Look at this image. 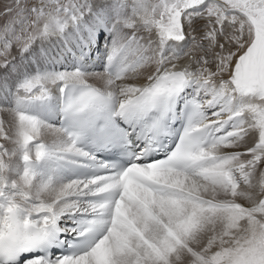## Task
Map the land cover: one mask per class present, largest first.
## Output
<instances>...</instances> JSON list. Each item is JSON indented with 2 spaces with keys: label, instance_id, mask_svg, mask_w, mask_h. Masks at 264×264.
Masks as SVG:
<instances>
[{
  "label": "snow or ice",
  "instance_id": "obj_1",
  "mask_svg": "<svg viewBox=\"0 0 264 264\" xmlns=\"http://www.w3.org/2000/svg\"><path fill=\"white\" fill-rule=\"evenodd\" d=\"M0 58V264H264V0H6Z\"/></svg>",
  "mask_w": 264,
  "mask_h": 264
},
{
  "label": "bare ground",
  "instance_id": "obj_2",
  "mask_svg": "<svg viewBox=\"0 0 264 264\" xmlns=\"http://www.w3.org/2000/svg\"><path fill=\"white\" fill-rule=\"evenodd\" d=\"M57 46H58V42L56 41L55 38H53L51 44L45 45V47L51 51H55ZM37 49H39V45H37ZM13 55L15 54L13 53ZM39 55L43 57L44 53L41 51L39 52ZM17 60L19 61L18 57ZM29 63L33 68L36 66L34 56L29 57V59L24 62L25 65ZM21 70H23V68ZM15 78H16V73L14 71L9 70L8 72H5L3 69H0V87H7V85L12 84L14 82Z\"/></svg>",
  "mask_w": 264,
  "mask_h": 264
},
{
  "label": "rangeland",
  "instance_id": "obj_3",
  "mask_svg": "<svg viewBox=\"0 0 264 264\" xmlns=\"http://www.w3.org/2000/svg\"><path fill=\"white\" fill-rule=\"evenodd\" d=\"M6 2V0H0V6H2L3 5V3H5ZM15 50H13V53L16 55V52H14ZM0 59H2V58H0ZM16 63H17V65L19 66L20 65V62L17 60L16 61Z\"/></svg>",
  "mask_w": 264,
  "mask_h": 264
}]
</instances>
